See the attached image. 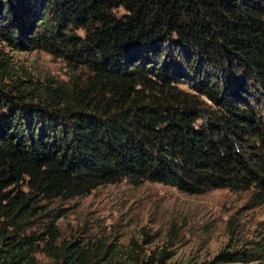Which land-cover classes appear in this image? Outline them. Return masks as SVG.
<instances>
[{
  "label": "trees",
  "instance_id": "1",
  "mask_svg": "<svg viewBox=\"0 0 264 264\" xmlns=\"http://www.w3.org/2000/svg\"><path fill=\"white\" fill-rule=\"evenodd\" d=\"M0 36L74 74L42 83L0 58V264H40L24 232L46 203L122 180L264 204V0H0ZM56 221L51 264L173 257L56 245ZM231 246L202 264L264 262V244Z\"/></svg>",
  "mask_w": 264,
  "mask_h": 264
},
{
  "label": "rangeland",
  "instance_id": "2",
  "mask_svg": "<svg viewBox=\"0 0 264 264\" xmlns=\"http://www.w3.org/2000/svg\"><path fill=\"white\" fill-rule=\"evenodd\" d=\"M5 55L10 71L19 78L29 74L42 83H68L74 75L63 59L43 50H19L0 36V58ZM180 87L190 91L184 82ZM248 198V192L228 189L190 195L160 183L135 186L122 180L82 197L46 203L48 214L32 219L24 233L34 243L32 254L40 264L52 263L46 228L53 219L59 233L56 245L76 242L94 249L102 245L127 263L134 261L128 260L130 256L140 259L165 249L173 254L169 264H202L229 243L234 248L264 244V204L247 209Z\"/></svg>",
  "mask_w": 264,
  "mask_h": 264
}]
</instances>
